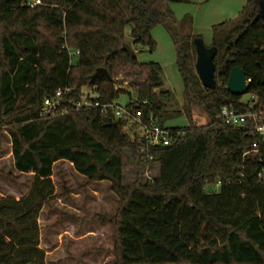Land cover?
Returning <instances> with one entry per match:
<instances>
[{"label": "trees", "instance_id": "obj_1", "mask_svg": "<svg viewBox=\"0 0 264 264\" xmlns=\"http://www.w3.org/2000/svg\"><path fill=\"white\" fill-rule=\"evenodd\" d=\"M36 1L41 3L31 7ZM164 2L187 0H0V154L8 137L15 172L32 176L27 194L0 198V264H47L42 214L58 213L55 202L104 182L117 207L93 219L110 228L111 264H264V183L257 179L254 156H244L255 139L216 119L225 106L245 108L242 97L226 88L234 68L245 72L248 94L264 107V20L253 24L259 0H247L239 21L213 28L214 90L202 86L195 70L194 40L200 37L178 36L174 16L158 7ZM161 25L174 41L183 99L209 116L207 125L171 129L184 135L142 153L125 135V123L97 109L40 119L43 100L65 88L72 90L66 103L79 101L85 88L102 104L129 94L115 88V72L126 71L143 76L135 101L165 126L174 97L159 91L162 67L140 64L123 51L127 26L133 43L153 52L151 33ZM70 52L79 53L76 63ZM99 68L113 80L91 84ZM125 162L135 177L128 186ZM59 164L69 165L86 184L71 190L64 180L58 195L53 177ZM155 165L159 174L142 182V168ZM0 175L18 182L12 173ZM58 214L57 222L78 221Z\"/></svg>", "mask_w": 264, "mask_h": 264}, {"label": "rangeland", "instance_id": "obj_2", "mask_svg": "<svg viewBox=\"0 0 264 264\" xmlns=\"http://www.w3.org/2000/svg\"><path fill=\"white\" fill-rule=\"evenodd\" d=\"M153 1V0H149ZM247 0H187V2H164L158 7L170 12L175 19L174 30L180 37H200L207 47H211L213 28L223 23L237 22L243 17ZM152 38L156 50L151 52L144 45H136L131 37V26L124 30V43L129 46L140 64H158L162 67L163 88L159 91L170 92L174 102L164 119L167 129H182L192 125L204 126L210 122L207 116L195 104L190 107L183 99L184 85L177 65V54L174 41L164 26L153 29ZM77 60L74 58V63ZM115 88L129 94L121 95L117 104L125 106L131 100H136V87L144 78L139 73L116 71L114 74ZM84 92L93 94L85 88ZM252 95L242 96V103L252 102ZM0 154V173H12L18 178L16 184L9 183L0 175V198L12 196L16 199L27 194L32 183L31 175H19L13 167L11 143L8 137L2 142ZM124 185L135 181L131 167L125 162ZM137 167L134 170L137 171ZM66 164H59L53 180L57 194L63 193L62 182L67 181L71 190H80L86 184V178L74 173ZM159 174L157 165L142 168L141 180H151ZM210 192H218L211 188ZM117 200L110 190L109 183L96 184L71 196L70 200H59L53 204L58 213H65L78 218L77 222L70 219L58 221L60 214L45 210L41 216L42 228L41 247L47 254V264H111L113 261L111 231L106 225L100 224L93 218L98 214H114ZM102 251V252H100Z\"/></svg>", "mask_w": 264, "mask_h": 264}, {"label": "built area", "instance_id": "obj_3", "mask_svg": "<svg viewBox=\"0 0 264 264\" xmlns=\"http://www.w3.org/2000/svg\"><path fill=\"white\" fill-rule=\"evenodd\" d=\"M40 3V1H36L31 7ZM77 56H79L78 52H70L71 62H74V58ZM71 91V88H65L64 90H58L54 96L45 98L41 105L40 119L97 109L103 115L125 123V135L137 143L142 153H148L153 148L168 147L184 135L182 132L167 129L161 125L154 114H146L134 100L131 105L125 106L117 104V100L102 104L94 95L84 94L81 95L79 101H68L66 103V98ZM143 104L147 103L144 102ZM243 107L245 108L240 111L225 106L217 114L216 119L226 126L247 130L248 135L255 139L250 151L244 156H254L259 165L257 179L259 182L264 183V107L259 105L254 98L251 103H243ZM219 186L220 182L217 183L216 188Z\"/></svg>", "mask_w": 264, "mask_h": 264}, {"label": "water", "instance_id": "obj_4", "mask_svg": "<svg viewBox=\"0 0 264 264\" xmlns=\"http://www.w3.org/2000/svg\"><path fill=\"white\" fill-rule=\"evenodd\" d=\"M260 10L253 24L259 20H264V0H259ZM194 46L197 54V60L195 70L202 86L208 90H214L216 88V66L214 60L217 56V50L212 47H207L201 38L194 40ZM123 51L128 52L130 55H134L132 49L124 45ZM107 79L112 81V77L105 68H99L90 78V83L95 81ZM250 80H248L245 72L239 68H234L226 85V88L230 94L236 97H242L249 92ZM264 83V80H263Z\"/></svg>", "mask_w": 264, "mask_h": 264}]
</instances>
